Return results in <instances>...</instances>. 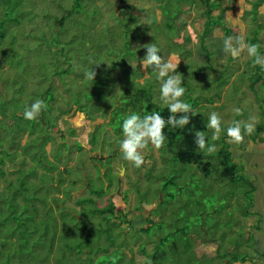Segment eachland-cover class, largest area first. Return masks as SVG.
Masks as SVG:
<instances>
[{
    "label": "rangeland",
    "instance_id": "obj_1",
    "mask_svg": "<svg viewBox=\"0 0 264 264\" xmlns=\"http://www.w3.org/2000/svg\"><path fill=\"white\" fill-rule=\"evenodd\" d=\"M263 1L79 0L75 5L74 0H0V264H225L226 252L237 256L232 264H264L255 256V248L259 254L264 250V225L253 229L255 219L248 215L258 213L264 221V139L253 131L237 145L226 135L234 120L254 128L262 123L264 69L253 67L246 52L233 59L223 51L226 37H249L254 25L242 13L248 5H255V23L264 25ZM208 9L212 23L203 36ZM220 21L231 28L229 35L223 36ZM255 38L245 42L257 44L261 38L258 45L264 49V27ZM150 43L165 60L180 59L182 99L190 98L193 112L205 118L208 143L218 151L227 146L235 175L248 183L231 185L221 176L218 151L203 158L205 175L175 160L164 146L149 145L140 168L123 159V134L117 131L127 116L121 112L126 91L144 88L150 99H140L143 104L149 100L167 107L156 73L140 64L146 53L142 46ZM91 69L93 81L85 77ZM258 75L262 80L256 83ZM36 99L47 108L36 120L24 119L25 107ZM212 111L225 129L217 141L206 127ZM18 179H25L24 191ZM83 198L93 204L79 203ZM109 203L114 209L107 220L111 245L101 232L106 224L89 214ZM17 214L24 216L20 220L31 232L29 241L39 238L30 250L10 242L11 232L16 235L22 227L13 219ZM43 226L47 229L41 232ZM248 254L251 260L244 261Z\"/></svg>",
    "mask_w": 264,
    "mask_h": 264
},
{
    "label": "clouds",
    "instance_id": "obj_2",
    "mask_svg": "<svg viewBox=\"0 0 264 264\" xmlns=\"http://www.w3.org/2000/svg\"><path fill=\"white\" fill-rule=\"evenodd\" d=\"M229 16L231 15L229 14ZM142 47L146 49V53L140 64L144 70L151 69L156 73V79L160 81V100L167 106L170 114L165 119L160 112H152L144 116L130 113L123 119L121 124L123 139L119 141L120 152L123 159L136 168L144 165L143 153L149 145L156 150L164 146L166 126L182 129L190 123L189 113H193L192 105L182 99L186 89L182 86V75L177 72L180 59L174 58V62L172 59L165 60L159 55L160 49L154 43L145 44ZM259 48L258 44L246 43L242 35L228 36L223 40L225 54L230 55L233 59H238L242 53L246 52L247 56L252 58L253 67L259 65L264 69V55L260 54ZM106 65L111 67V64ZM95 76L96 72L92 69L85 73L88 80L93 81ZM46 108L47 105L43 100L36 99L31 105L25 107L23 118L29 121L36 120L41 111ZM233 111L236 115L241 114L239 108H234ZM206 127L212 131V141L219 140L221 133L225 131L222 127V119L215 111L209 113ZM253 131V123L234 120L227 127L226 135L231 143L238 145L243 143L245 135H250ZM194 137V143L200 151L207 155H213L218 151L215 144L208 143L204 131H196Z\"/></svg>",
    "mask_w": 264,
    "mask_h": 264
},
{
    "label": "trees",
    "instance_id": "obj_3",
    "mask_svg": "<svg viewBox=\"0 0 264 264\" xmlns=\"http://www.w3.org/2000/svg\"><path fill=\"white\" fill-rule=\"evenodd\" d=\"M79 2V0H74V4L77 5ZM209 2V0H208ZM216 5H218V3L216 1L212 2ZM209 4V3H207ZM254 5V4H253ZM211 7V6H210ZM208 6V8H210ZM252 8V9H251ZM75 9V6H73L72 10L71 11H74ZM253 10V11H252ZM246 11V12H245ZM252 11V12H251ZM205 18H206V21L204 22L203 26L204 28L202 29V35L205 36L206 34L209 33V30H210V25H211V15L209 14V9L205 11ZM248 12L250 13L248 14ZM242 13H246L247 15L250 16L252 22H253V28H250V30L248 31V36L247 38H245V41H250V42H253V39H256L255 36H257V32H258V23H255L256 21V18H257V14L255 12V5L254 7L253 6H250L248 5V7L246 8V10H244ZM243 14V15H244ZM204 15V13H203ZM217 17V20L218 18H220L219 14L216 16ZM262 17V16H261ZM216 20V21H217ZM214 21V22H216ZM222 26V29L224 30V33H223V36H227L230 29L225 27L223 22L220 21L219 22ZM256 25V26H255ZM262 25V24H261ZM264 27V25L262 26ZM250 33H253L252 35ZM251 35V36H250ZM0 37H2V33L0 34ZM251 38V39H250ZM250 39V40H249ZM260 54H264V49H260ZM260 70V69H259ZM64 71V70H63ZM220 76L217 77V79L219 78ZM262 79L260 78V76L258 75L257 76V79L255 80L256 83L261 81ZM264 83V82H263ZM254 84V82H253ZM252 84V85H253ZM100 85L99 82H96V88L97 86ZM252 85L250 84V89L252 88ZM253 91V89H252ZM146 95V96H145ZM149 95L148 94V90L144 89V88H141L139 90H133L132 89H128V91H126V94L124 95L125 96V102H123L122 104V114L124 113L126 115L130 114V113H138L140 114L141 116H144L146 114H151L152 112H160V114L162 115V117H164L165 119L168 118L169 116V111L167 109V107H162V106H159L158 104H155L154 102L151 103L149 100L143 104V102H141L140 99H150V96H147ZM123 96V97H124ZM104 99V98H103ZM190 98H186L185 99V102H190L189 101ZM129 112H125V110ZM195 113V114H194ZM189 115L191 116L190 117V123L185 126L184 128H172L171 126H166L165 129H164V134L166 136V140H165V144H164V147L172 152L173 154V157L175 160H177L178 162L182 163V164H193L196 168H198L199 171H201L204 175L207 173V166H208V163H203V158L205 159H208V156L207 154H200L198 153V148L196 147L195 143H194V133L196 131H205L206 128H205V118L200 114V113H197V112H193V113H189ZM261 116L263 118V121L262 123L258 122L254 128V136L258 135L259 133H264V111L261 112ZM21 116H12V118H20ZM119 119H121V117H119ZM124 118L122 117L121 121L123 120ZM120 121V122H121ZM121 131V130H118L117 133ZM207 138V137H206ZM208 139V138H207ZM227 146H222L220 147V150L218 151V155L221 157V160H222V165H224V169L222 170L223 173H222V177L223 178H228L230 180V184L233 185V183H237L238 181H244V185L245 183H248L246 181L245 178H238L236 174L237 172V168L236 166L232 165L231 164V159H230V154L226 151V148ZM207 165V166H206ZM17 184H18V188L19 189H22L23 191L25 190V179H18L17 180ZM10 182L6 185L7 187H9ZM5 188V187H4ZM37 191L36 188H33L32 189V192H33V195L35 194V192ZM94 193V192H93ZM22 195V194H21ZM95 196H100L102 195L101 193H94ZM23 200H26L27 197L25 198L24 195L21 196ZM12 202V205H14V208L11 209V210H14L15 209V203L13 202V198L10 199ZM28 200V199H27ZM79 203H82V204H93L91 201L92 199L90 198H83L81 200H78ZM108 205V207L106 208H98V207H93L90 211V215H98L101 220L103 221V223L106 224V228L104 230H101L102 233L105 234V238L108 240V242L110 243V245L113 243V239L110 235V229L107 227V220H109V218L113 215V206L111 203L109 204H106ZM251 205L250 203V200L246 201V208H248L249 206ZM8 207V206H7ZM26 207H22V211H26ZM240 213L245 216L247 215V213L244 211L242 212L240 210ZM22 214H17L13 219H15L17 221V223L19 225H21L22 227L19 228L17 231H16V235L13 234V232H11L12 234L10 235L12 237V239H10V242L12 240V243L14 244V247L15 249H19L21 250L22 248H26L25 245H30L32 243V245H36L38 244V240L39 238L36 236L32 239V242L29 241L30 238H31V232L28 230V228H26L25 226V223L24 221H21L20 219H22ZM29 218V220L31 221V218L30 217H27ZM147 221H150V220H147ZM147 221L145 222V225L144 228L140 229L141 231H145L147 232L148 230V226L149 224H146ZM151 222V221H150ZM46 224V223H45ZM84 222L82 221V226H83ZM36 225V224H35ZM34 224L32 225V227H36ZM47 226H50V228L52 227V225H55L54 223H47L46 224ZM17 226V225H16ZM41 226V224H40ZM10 231H13V229L9 228ZM47 228H45V226L42 227V230L41 232H44ZM83 230H86L85 228ZM57 229L54 230V235H53V239H54V236L55 234H57ZM83 245H89L90 244V240L89 238H87L83 233ZM54 243V242H53ZM67 244L64 245V247L66 248V250L68 251V249H71V247L69 246V242H66ZM52 247H53V244H52V241L50 242V244H48V251L51 252L52 251ZM29 248V247H28ZM30 250V248H29ZM73 251H77L76 248H73ZM237 251V250H236ZM264 252V250H263ZM244 256V261L246 259H248V256ZM48 258V256L46 255V259ZM221 258H226L227 260V264H232L233 262H236V260H238L237 256H235L234 252H226V253H223V255L221 256ZM45 259V262L47 261ZM58 261V259H57ZM80 264H84L83 261H79ZM78 262V263H79ZM77 263V264H78ZM45 264H48V262H46Z\"/></svg>",
    "mask_w": 264,
    "mask_h": 264
},
{
    "label": "crops",
    "instance_id": "obj_4",
    "mask_svg": "<svg viewBox=\"0 0 264 264\" xmlns=\"http://www.w3.org/2000/svg\"><path fill=\"white\" fill-rule=\"evenodd\" d=\"M264 2V1H263ZM262 20L261 21H264V14H262ZM259 23V22H258ZM235 25H237L236 23H235ZM234 24H233V26H235ZM258 25V29H260V28H263L262 26L263 25H261V24H257ZM229 29H231V28H229ZM229 33H230V31H229ZM229 33H228V35H229ZM236 33V32H235ZM260 41H262V39L260 38L259 39V41H257L258 43L260 42ZM257 43V44H258ZM260 44V43H259ZM262 49V48H261ZM257 136V138L259 139V140H262L263 141V139H264V134L263 133H259L258 135H256ZM254 159V158H253ZM255 160V159H254ZM253 191L254 190H252V193H253ZM261 196H262V194L260 193V196L258 197V199L260 200L261 199ZM263 199V198H262ZM251 206V205H250ZM248 215H251V218H253L254 217V219H255V224L252 226V228L253 229H255V230H258L259 229V226L257 225V224H259L260 222L264 225V221H260L259 220V218H260V214H258V213H250L249 212V214ZM261 220H264V218L263 219H261ZM258 235V234H257ZM249 237H251V235L249 234L248 235V238ZM253 242H256V241H253ZM251 249H252V252L254 251V245L253 244H251L250 246H249ZM255 252H256V257H262V258H264V252L262 253V254H259V253H257V251H256V248H255ZM262 252V251H261ZM248 258L251 260V255H249L248 254ZM225 264H227V261H226V263Z\"/></svg>",
    "mask_w": 264,
    "mask_h": 264
}]
</instances>
